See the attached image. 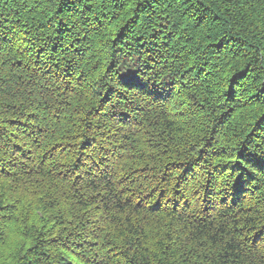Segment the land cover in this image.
<instances>
[{
	"label": "trees",
	"instance_id": "obj_1",
	"mask_svg": "<svg viewBox=\"0 0 264 264\" xmlns=\"http://www.w3.org/2000/svg\"><path fill=\"white\" fill-rule=\"evenodd\" d=\"M0 264H264V0H0Z\"/></svg>",
	"mask_w": 264,
	"mask_h": 264
}]
</instances>
